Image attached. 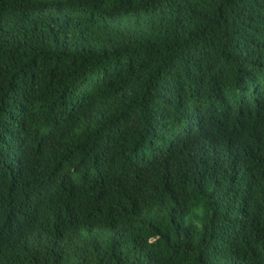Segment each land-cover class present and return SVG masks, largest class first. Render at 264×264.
Returning <instances> with one entry per match:
<instances>
[{"label":"trees","instance_id":"trees-1","mask_svg":"<svg viewBox=\"0 0 264 264\" xmlns=\"http://www.w3.org/2000/svg\"><path fill=\"white\" fill-rule=\"evenodd\" d=\"M0 264H264V0H0Z\"/></svg>","mask_w":264,"mask_h":264}]
</instances>
